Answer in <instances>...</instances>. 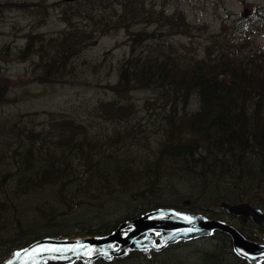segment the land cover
<instances>
[{"label": "trees", "instance_id": "16d2710c", "mask_svg": "<svg viewBox=\"0 0 264 264\" xmlns=\"http://www.w3.org/2000/svg\"><path fill=\"white\" fill-rule=\"evenodd\" d=\"M154 3L156 0L66 1L63 13L68 21V12L80 13L78 5H107L114 12L109 17L101 14L95 21L98 26L91 29L82 30L70 23L60 35L30 33L18 56L38 54L40 78L46 80L61 77L66 60L94 43L100 34L124 27L131 40L130 53L120 62L116 82L107 86L118 97L135 89L151 90L154 95L147 97L144 105L158 116L147 126L127 124L104 135L60 111H46L41 124L22 119L34 111L0 120L1 195L56 185L57 199L64 208H79L81 204L96 207L97 220L89 219L87 235L113 231L117 225L105 219L113 205L122 208L118 224L159 207L205 214L214 212L208 205L222 200H249L264 206V47H247L250 35L238 18L232 20V27L209 34L202 56L186 54L164 39L192 35L193 27L184 12L155 9ZM155 19L159 27L148 29ZM142 23L146 26L136 27ZM236 31L240 36L234 35ZM11 85L0 73V104L10 100ZM194 94L197 104L190 106ZM154 100L159 109L154 108ZM97 110L104 118L126 120L136 109L130 99L113 98L99 100ZM141 144L145 146L141 148ZM134 146L142 151L138 153ZM198 183L203 191L197 195ZM161 184L167 185L161 188ZM168 187L174 197L162 199ZM11 214L14 216L15 209ZM4 222H0V231H17L13 236L0 235V263L15 248L43 235L39 232L24 239L18 231L21 221L1 228ZM209 235H220L221 245L194 246L202 236L192 237L162 250L130 249L119 256L66 264H170L164 254L174 257L189 246L191 251L200 252V264H213V260L228 264L225 256L229 251L236 261L255 264L234 252L227 233L213 230Z\"/></svg>", "mask_w": 264, "mask_h": 264}, {"label": "rangeland", "instance_id": "374dc122", "mask_svg": "<svg viewBox=\"0 0 264 264\" xmlns=\"http://www.w3.org/2000/svg\"><path fill=\"white\" fill-rule=\"evenodd\" d=\"M65 3V0H0V73L12 82L9 90L10 100L0 104V120L16 118L21 113L34 111L35 113L24 114L22 119L41 124L47 117L46 111H60L87 123L91 131L100 135L112 133L114 129L124 128L127 124L140 122L147 126L155 121L158 116L156 111H150L151 108L148 109L144 105V100L154 95L151 90L135 89L128 94L121 93L118 97L107 86V83L116 82L120 62L130 53L131 40L124 27L100 34L94 43L85 45L81 51L72 55L66 60V72L61 77L41 79L40 69L37 66L38 54L33 53L27 58L18 56V50L26 43L30 33L42 32L46 37L60 35L71 24L79 25L82 30L91 29L98 26L95 21L101 14L109 17L114 12V9L107 5L104 7L100 4L78 5L80 13L71 15L68 12L66 14L70 20L68 21L64 19ZM154 4L155 9L164 7L166 12L175 9L184 12L186 20L193 27L192 35L176 34L169 38L164 37V39L166 44L171 42L179 51L186 54L202 56L209 34L232 27V20L238 18L242 20L241 28L250 35V43L247 47L252 45L264 47V0H156ZM247 8L252 13L249 17H244L243 11ZM116 9L119 11V8ZM140 26L146 25L142 23L136 27ZM146 27L148 29L159 27L158 19L154 20V24ZM236 32L234 35L240 36ZM158 43H163V41H158ZM113 98L121 101L132 100L135 103V112L126 120H110L100 116L97 113L98 101ZM157 103H153L154 108H157ZM195 104H197V97L194 94L190 106ZM143 146L145 144H141L140 147ZM136 147L134 146L135 151L138 153L142 151L141 148ZM65 185L64 182L62 186ZM164 185L161 184V188ZM195 185L197 191L195 194L198 195L203 191L202 186L199 183ZM57 190L55 185L46 188L35 187L29 192H16L9 196L0 193V203H3L2 209H5L4 211L1 209L0 222L5 221L1 228L15 226V223L21 221L18 231L19 236L24 235V239L30 238L33 234L36 237L39 232L43 234L40 237L54 233L57 236L62 235L69 238L75 237L74 235L89 234L88 226L91 221L89 219L92 217L96 219V207L81 204L79 208L76 205L64 208L57 199ZM208 193L210 195L213 192L208 191ZM234 193L235 191L231 193L233 197H235ZM173 197L170 188H166L162 199ZM208 206L214 212H205L207 216L223 219L238 228L247 238L264 242V225L253 224L247 216L227 213L221 207L220 201ZM111 207L113 208L111 212L107 211L105 219L110 224L118 226L122 208L116 205ZM261 207L264 209V206ZM12 209H15L14 216L11 214ZM106 209L110 208L106 207ZM16 231L17 229L12 228L4 232L3 228L0 235L13 236ZM218 237L220 235L202 236L197 244L192 245L204 248L220 246L221 240ZM226 254L225 261L228 264H243L242 261L232 258L230 251ZM172 255L167 253L163 257L170 258V264L179 262L200 264L201 261L200 252L191 251V246L179 250L177 255L174 254L175 258ZM176 257L179 258L176 259ZM212 262L217 263L215 260ZM255 264H264V260Z\"/></svg>", "mask_w": 264, "mask_h": 264}, {"label": "water", "instance_id": "95a60500", "mask_svg": "<svg viewBox=\"0 0 264 264\" xmlns=\"http://www.w3.org/2000/svg\"><path fill=\"white\" fill-rule=\"evenodd\" d=\"M75 1V0H66ZM252 11H243L249 17ZM227 213L247 216L255 225H264V209L249 200L220 201ZM213 230L227 233L233 250L251 263L264 260V242L247 238L238 228L217 217L175 207H159L122 221L106 235L57 238L46 235L15 248L0 264H66L81 259L124 254L130 249L162 250L179 239L207 236Z\"/></svg>", "mask_w": 264, "mask_h": 264}, {"label": "bare ground", "instance_id": "6f19581e", "mask_svg": "<svg viewBox=\"0 0 264 264\" xmlns=\"http://www.w3.org/2000/svg\"><path fill=\"white\" fill-rule=\"evenodd\" d=\"M227 201H229V200H227ZM144 213H145V212H144ZM142 214H143V213H142ZM116 228H117V227H116ZM116 228H114L113 231H114ZM113 231H111V232H113ZM111 232H110V233H111ZM108 234H109V233H108ZM105 235H106V234H105ZM55 237H57V236H55ZM57 238H69V237H57Z\"/></svg>", "mask_w": 264, "mask_h": 264}]
</instances>
